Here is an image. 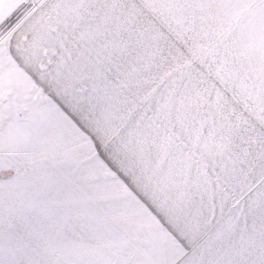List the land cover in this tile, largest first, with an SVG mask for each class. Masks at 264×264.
<instances>
[{
    "label": "snow or ice",
    "instance_id": "6c2138e0",
    "mask_svg": "<svg viewBox=\"0 0 264 264\" xmlns=\"http://www.w3.org/2000/svg\"><path fill=\"white\" fill-rule=\"evenodd\" d=\"M0 264H264V0H0Z\"/></svg>",
    "mask_w": 264,
    "mask_h": 264
}]
</instances>
